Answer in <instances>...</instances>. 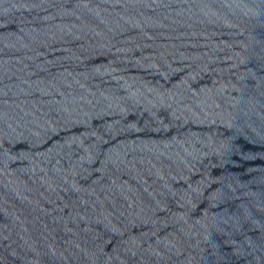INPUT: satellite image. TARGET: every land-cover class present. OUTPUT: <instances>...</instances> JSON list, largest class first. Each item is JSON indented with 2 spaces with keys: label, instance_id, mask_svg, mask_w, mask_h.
<instances>
[{
  "label": "water",
  "instance_id": "1",
  "mask_svg": "<svg viewBox=\"0 0 264 264\" xmlns=\"http://www.w3.org/2000/svg\"><path fill=\"white\" fill-rule=\"evenodd\" d=\"M0 264H264V0H0Z\"/></svg>",
  "mask_w": 264,
  "mask_h": 264
}]
</instances>
